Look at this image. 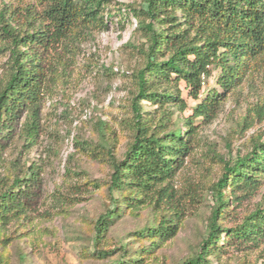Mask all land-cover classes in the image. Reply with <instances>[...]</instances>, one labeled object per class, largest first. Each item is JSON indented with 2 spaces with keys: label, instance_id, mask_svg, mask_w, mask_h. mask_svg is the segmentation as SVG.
I'll return each mask as SVG.
<instances>
[{
  "label": "trees",
  "instance_id": "1",
  "mask_svg": "<svg viewBox=\"0 0 264 264\" xmlns=\"http://www.w3.org/2000/svg\"><path fill=\"white\" fill-rule=\"evenodd\" d=\"M140 1L146 8L129 9L137 20L138 42L133 44L128 116L118 122L129 137L122 158L112 153L113 130L105 140L111 168L107 192L114 206L121 201L130 208L145 204L160 210L146 234L165 242L176 234L186 212V200H179L184 197L176 193L174 178L199 145L202 122L216 115L229 94L263 72L264 0ZM110 3L0 0V229L12 228L0 238L3 243L32 217H48L71 206L90 189L88 182L69 183L66 192L55 189L40 210L35 208L41 185L38 165L17 164L11 174L2 171L5 152L16 139L36 144L43 132L40 107L64 71V61L74 56L79 36L113 24ZM125 20L124 16L119 22ZM213 70L214 86L206 89ZM185 97L196 104L183 117V128L172 117L159 118L143 108L172 103L183 112ZM255 116L263 117L264 107ZM242 122L251 126L252 121ZM80 145L87 150L91 142ZM221 162V175L212 185L215 206L208 217L207 237L194 255L179 264H214L211 256L232 251L242 255L233 264H264V201L240 220L231 219L232 204L249 198L262 184L264 139L254 138L245 154ZM115 212L106 211L97 219L96 240ZM257 251L261 262L253 256Z\"/></svg>",
  "mask_w": 264,
  "mask_h": 264
},
{
  "label": "rangeland",
  "instance_id": "2",
  "mask_svg": "<svg viewBox=\"0 0 264 264\" xmlns=\"http://www.w3.org/2000/svg\"><path fill=\"white\" fill-rule=\"evenodd\" d=\"M132 7L144 9L146 5L140 0H111L109 21L113 24L78 37L74 56L64 61V71L40 107L43 132L36 144L27 145L18 138L6 150L3 173L17 171V164L38 165L41 185L36 209L50 202L55 189L66 192L69 183L88 182L90 189L79 194L73 205L48 217H32L9 241H0V264H179L194 255L207 237L208 217L215 206L212 185L221 175V160L245 154L258 136L264 139V116H255L264 107L263 69L229 94L216 115L198 129L199 145L174 178L176 193L184 197L179 200L185 199L187 207L172 238L159 242L146 234L161 213L151 205L130 208L119 201L114 206L107 192L111 168L103 147L113 130L112 153L122 158L129 137L118 122L128 116L133 44L138 42L137 20L129 10ZM124 16L128 20L119 22ZM215 74L213 70L206 89L214 86ZM185 100L183 112H177L172 103L163 107L145 104L143 108L159 118L172 117L174 124L183 128V117L196 104L193 99ZM244 119L251 120V126L243 124ZM100 123L104 125L98 127ZM81 141L91 142L90 148L83 149ZM261 181L249 198L232 204L231 219L240 220L264 201V176ZM109 210L116 212L96 240V221ZM11 231L9 227L0 229V238ZM258 252L253 256L261 262ZM210 259L214 264H233L242 255L232 251Z\"/></svg>",
  "mask_w": 264,
  "mask_h": 264
},
{
  "label": "built area",
  "instance_id": "3",
  "mask_svg": "<svg viewBox=\"0 0 264 264\" xmlns=\"http://www.w3.org/2000/svg\"><path fill=\"white\" fill-rule=\"evenodd\" d=\"M204 78V76H202V79Z\"/></svg>",
  "mask_w": 264,
  "mask_h": 264
}]
</instances>
